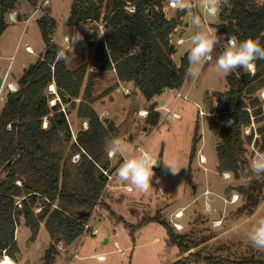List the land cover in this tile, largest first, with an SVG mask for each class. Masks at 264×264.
I'll return each instance as SVG.
<instances>
[{"label":"trees","instance_id":"1","mask_svg":"<svg viewBox=\"0 0 264 264\" xmlns=\"http://www.w3.org/2000/svg\"><path fill=\"white\" fill-rule=\"evenodd\" d=\"M27 1L31 5L37 3V0ZM13 2L3 0V14L14 8ZM219 9L218 28L224 37L259 38L264 46L263 2L229 0V5L221 4ZM3 14L0 36L7 28ZM183 16L184 12H179L167 17L163 0H74L68 18L70 25L101 21L104 27L94 50L93 64L99 66L98 73L88 71L87 64L69 70L65 61H57V49L50 39L56 22L47 15L37 20L46 44L45 53L24 70L16 82L17 90L7 93L0 111V251L6 250L13 257L17 249L15 230L21 216L32 238L37 236L42 223L49 233L51 243L45 253L46 264L58 254L60 242L71 245L83 236V225L102 195L99 209L105 206L109 193L104 192L108 178L102 170L116 171L114 157L109 158L105 151V142L119 136L117 126L109 119H102L94 107L99 98L94 96L99 73L113 72L118 81L132 85L144 95L149 103L145 116L148 126L144 130L151 133L161 119L153 100L158 98L159 103L165 90L180 89L186 81L187 52L179 65L173 59L177 51L173 38ZM226 81L228 90L218 111L231 123L218 128L221 142L217 147V170L232 173L235 179H247L238 190L252 210L257 206L264 178L245 175L244 170L250 164L246 146L253 142L254 134L245 135V130L262 120V104L255 95L264 88V60L255 61L254 74L237 69L226 76ZM52 84L67 102L56 100L51 104L55 94L48 88ZM74 113L78 120L88 123L87 129H76L75 137L70 120ZM256 132L262 136V142L255 139L254 146L264 151V126ZM195 152L194 141L191 157ZM75 155H79L77 161H73ZM157 164L160 172L161 161ZM17 181L22 185H17ZM188 182L191 183L190 169ZM26 195L23 209L14 218L16 199ZM44 199L49 203L45 204ZM37 205H43L39 214L33 211ZM118 221L130 228L132 236L149 223L161 224L167 232L168 247H176L182 254L190 251L184 236L176 234L161 213L144 216L137 225L124 219ZM198 259L208 264L224 263V259L202 258L190 252L170 264H192ZM228 263L264 264V255L254 261L244 257Z\"/></svg>","mask_w":264,"mask_h":264},{"label":"rangeland","instance_id":"2","mask_svg":"<svg viewBox=\"0 0 264 264\" xmlns=\"http://www.w3.org/2000/svg\"><path fill=\"white\" fill-rule=\"evenodd\" d=\"M13 1L14 8L3 14L8 28L5 35L3 33V36H0V75L6 76L0 92V111L7 93L11 91L8 83L17 88L13 82H17L23 75L26 69L24 66L28 67L35 63L45 53L46 44L37 24V20L44 15L56 22L50 39L57 51L66 44V33L79 31L83 36V40L75 45V50L69 52V60L65 62L67 68L75 70L87 64L88 71L99 72V66L93 62L95 46L101 37L98 33L104 32L101 21L70 25L68 18L74 0H37L36 5H31L27 0ZM258 1L264 3V0ZM165 3V13L171 18L173 16L167 9L171 6L166 0ZM190 3L196 7L192 12L184 11L186 25H180L178 28V36L182 35L185 41L175 44L178 46L173 56L176 65L180 64L181 58L187 52L195 31L192 24L193 13L196 12L201 17L202 30L213 36H224L218 28L221 24L220 9L213 16L203 7L202 0H190ZM88 38L93 45L89 44ZM27 47L33 50L32 56L17 64L15 59L27 55L25 52ZM12 64L13 68L8 70L9 72L5 71L7 70L5 68ZM92 66H97L98 71H91ZM99 75L94 92V96L99 95V98L94 107L98 112L104 108L114 112L113 122L119 133L117 138L127 147L125 156L134 155L137 151L135 148L139 145L151 154L154 164L161 161L164 169L162 160L167 159L180 170L175 175L168 170L169 176L167 174L162 181L156 182V178H161L157 164L153 167L155 175L152 178V186L143 193L135 190L125 191L122 188L125 183L114 178V188L108 190L105 206L99 209L93 222L99 233L96 236L83 235L71 245L63 243L61 248L57 247L58 254L50 260V264H169L190 252L202 258L224 259L223 264H229L228 261H240L244 257L254 261L264 255V252L249 244L245 235L255 220L264 215V182L260 194L258 193L257 206L250 210L246 198L238 190L246 184L247 179L245 177L235 179L232 173H220L217 170V147L221 142L218 128L228 123L225 115L222 116L218 111L222 107L223 95L228 90L226 76L218 74L213 66L205 65L199 79L192 80L186 77L181 90H165L160 96L159 103L158 98L153 100L161 112L160 124L148 133L144 130L148 126L146 117L141 116L139 112L146 111L149 105L144 95L132 85H129L130 94H125V88L117 92L115 89L120 87V83L114 78L113 72H103ZM109 92H112L111 96L104 98L103 103L100 102V99ZM178 92L187 98L177 97ZM54 96L51 101H60L58 93ZM255 96L259 97L262 104L260 115L262 120L252 123L245 130V135L254 133L253 142L246 146V155L250 162L256 156L264 154L259 146H254L255 139H259L260 144L262 142V136L256 130L264 126V88ZM161 100L165 103H160ZM165 107L171 108L181 117L173 119L171 115H167ZM75 116L74 113L70 118L73 133L79 127L85 129V121L81 122ZM194 141L196 152L191 157ZM202 156L205 157V162H201ZM121 160L123 157L114 156L115 170ZM189 169L191 183L188 182ZM224 174L229 176L225 177ZM159 186L166 190L165 197L161 196ZM233 195L239 196L235 203L229 202ZM178 208H184L182 209L185 213L184 221L187 224L180 232L175 230L172 223L176 220L173 214L179 210ZM157 213H161L171 224L176 234L184 236L185 243L190 246L189 252L182 254L176 247H168L167 232L161 224L149 223L132 236L130 228L125 227L123 221H118L124 219L131 225H137L144 216H154ZM19 221L15 230L17 249L14 250L13 257L7 253L16 264H46L45 253L50 246L51 238L44 224H41L37 236L32 238V232L25 225L23 216ZM114 242L118 243L124 254L117 251ZM76 248L79 250V257L73 259ZM2 255L3 251H0V258ZM99 255H103L105 260H98ZM192 264L208 263L204 259H198L193 260Z\"/></svg>","mask_w":264,"mask_h":264},{"label":"clouds","instance_id":"3","mask_svg":"<svg viewBox=\"0 0 264 264\" xmlns=\"http://www.w3.org/2000/svg\"><path fill=\"white\" fill-rule=\"evenodd\" d=\"M173 6L179 11L192 12L196 5L190 0H171ZM229 5V0H202L203 7L210 15L215 16L220 5ZM192 24L195 29L187 49V67L185 76L197 80L202 74L205 65L213 66L214 70L223 76H227L237 69H243L254 74L255 61L264 60V46L259 38L249 37L237 40L232 36H213L201 28V17L193 13ZM103 36L104 33H98ZM67 35V41L61 46L57 53V61L69 60V52L75 50V45L83 40L79 31ZM217 49H219L217 51ZM215 52V55H214ZM231 123V122H229ZM105 151L109 158L114 156L123 157L122 163L115 171V178L122 183L128 184L138 192H147L152 186V178L155 175L153 158L140 148L132 156H125L127 147L119 138L113 137L106 140ZM166 169L175 175L179 170L176 166L165 159L162 160ZM245 175L249 173L255 179L264 178V154L256 156L251 160L249 167L244 170ZM158 182V181H157ZM249 244L258 251L264 252V215L259 216L253 226L246 232Z\"/></svg>","mask_w":264,"mask_h":264},{"label":"built area","instance_id":"4","mask_svg":"<svg viewBox=\"0 0 264 264\" xmlns=\"http://www.w3.org/2000/svg\"><path fill=\"white\" fill-rule=\"evenodd\" d=\"M168 5L171 6L172 8H174L172 2H169ZM164 11H165V10H164ZM195 14H196V12H195ZM196 15H197V14H196ZM66 40H67V37H66ZM183 42H184L183 39H178V40H177V44H181V43H183ZM26 50H27V52H29V53H31V54L33 53V50H32L30 47H27ZM94 70H95V71H98L97 66H92V67H91V71H94ZM254 72H255V71H254ZM8 85H9L11 91H16V90H17V88H16L13 84H8ZM52 85H54V84H52ZM52 85H50L49 88H48L49 92L52 93V94H57V92H56V87L54 86V89H52V88H51ZM124 92H125V94H130V91H129L128 89H124ZM177 97L187 98V97L183 96L180 92H178ZM53 102H54V101H52L51 104H53ZM54 104H55V103H54ZM164 110H165V112L167 113V115H169V116L171 115V116L173 117V119H179V118L181 117L177 112H173V111L171 110V108H169V107H165ZM218 110H219V109H218ZM139 112H140L141 116H144V117H145V116L147 115V111H139ZM167 119H168V118H167ZM227 122H228V121H227ZM228 125H229V122L226 124V126H228ZM46 126H47V123L44 122V127H46ZM84 127H85V129L88 128V124H87V122L84 123ZM138 149H140V147H138L137 150H138ZM78 158H79V155H75V156L73 157V159H74L75 161H77ZM112 158H113V157H112ZM200 160H201V162H205V157L202 156ZM153 163H154V161H153ZM102 171H103V173H104V174L107 176V178H108V180H107V184H106V187H105V191H104V192H106V191L111 190L112 188H114V186H113V182H114V178H115V172H114V173H110L108 170H102ZM167 174H168V173H167V171H166L165 169H162V170H161V177H166ZM224 175H225V177L229 176V174H224ZM158 182H159V180H158ZM16 184L19 185V186L22 185V184H21V181H17ZM119 187H121V186H119ZM119 187H118V188H119ZM122 188H123L125 191H127V192H132V191H133V189L131 188V186L128 185V184H124V185L122 186ZM159 192H160L161 196H164V197H165V196L167 195L166 190H164V189H163L162 187H160V186H159ZM27 196H28V195H26V196H20V197H18V198L16 199L15 204H14V209H13V216H14V218L16 217L17 212H19V211H21V210L23 209V207H24V200L26 199ZM102 196H103V195H102ZM102 196L100 197L98 203L96 204V206H95V208H94V211H93L91 217L89 218L88 222H86V223L83 225V226H84V234H83V235L96 236V235L99 233L97 227L93 225V222L95 221V219H96V214H97V212L99 211L100 203H101V201H102ZM238 198H239L238 195H233L231 201H229V202H231V203H235V202H237ZM227 201H228V200H227ZM44 202H45V204H48V203H49V201H48L47 199H44ZM42 209H43V205H37V206L34 207L33 211H34L35 214H39V213H41ZM183 215H184V214H183V210H178L175 214H173V217H174L176 220H175V221H172V223H173V226H174L175 230H177V231H179V232L183 230V225H182L178 220L181 219V218L183 217ZM219 222H220V221H215V223H219ZM62 244H63V242H60V243L57 245V247L61 248V247H62ZM114 246H115V248L117 249L118 252H120L121 254H124V252L121 251V249H120V247H119V245H118L117 242H114ZM78 252H79V250L76 248V249L74 250L73 259H77V258L79 257ZM97 259L100 260V261H104V260H105V257H104L103 255H99V256H97ZM0 264H16V263L13 261V259H12V258L10 257V255L7 253V251H6V250H3V255H2L1 258H0Z\"/></svg>","mask_w":264,"mask_h":264},{"label":"crops","instance_id":"5","mask_svg":"<svg viewBox=\"0 0 264 264\" xmlns=\"http://www.w3.org/2000/svg\"><path fill=\"white\" fill-rule=\"evenodd\" d=\"M166 2L168 3V2H171V0H166ZM163 3L164 4H166L165 3V0H163ZM168 6V5H167ZM166 6V7H167ZM167 9L170 11V13L172 14V16L174 17V15H176L177 13H179V12H184V11H179V10H177L175 7L174 8H172V7H167ZM188 12V11H187ZM186 12V13H187ZM185 17V16H184ZM184 17H182L181 19H182V24L181 25H186L185 23H184ZM182 26V27H183ZM8 28V27H7ZM178 28H179V26H178ZM178 28L176 29V33H175V35H174V37H175V40H174V38H173V42L176 44V42H177V40L178 39H183V37H182V35L181 36H178ZM184 28V27H183ZM5 33H6V31H4V34L3 35H5ZM2 35V36H3ZM178 37V38H177ZM184 40V39H183ZM185 41V40H184ZM184 43V42H183ZM26 45H28V44H26ZM30 45V44H29ZM178 45V44H177ZM176 45V48L178 47ZM25 52H26V54L27 55H24V56H22V57H20V58H16L15 60H16V62H17V64H19V61H20V63H22V61L23 60H26V59H29L31 56H32V54H30V53H28L26 50H25ZM1 58H5V57H3V56H1ZM6 59V58H5ZM13 68V64L9 67V66H7L5 69H7V70H5V71H7V72H9L8 70H10V69H12ZM15 68V67H14ZM24 68H27V67H25L24 66ZM5 79H6V76H5ZM118 81V80H117ZM119 83H120V87H118V88H116V91L117 92H120V91H122V88H125V89H128L129 90V84H123V82H120V81H118ZM14 84H16V82H13ZM8 84H10V83H8ZM177 90H179V89H177ZM181 90V89H180ZM111 93L112 92H109V93H107V94H105L101 99H100V102H102L103 103V100H104V98H106V97H108V96H111ZM96 97H99V95H97ZM160 99H161V97H160ZM159 99V100H160ZM96 103V102H95ZM165 103V102H164ZM95 105V104H94ZM115 111H117V110H115ZM100 117L102 118V119H109V120H111V121H113V119H114V117H113V113L114 112H112V111H110V110H108V108H104L103 110H101L100 112ZM86 122V121H85ZM84 122V123H85ZM74 131V130H73ZM134 140V139H133ZM138 147H140L139 145H137L136 146V148H135V150H137V148ZM146 151V150H145ZM148 152V151H147ZM149 153V152H148ZM151 155V154H150ZM162 169H163V167H161ZM164 169L168 172V176H169V171H168V169H166L165 167H164ZM162 178H165V177H161V178H159V179H157L156 178V182L159 180V182L160 181H162ZM179 210H182V209H184V208H178ZM177 209V210H178ZM183 217L181 218V219H179V222L183 225V230L185 229V221H184V217H185V213H184V210H183ZM187 225V224H186ZM167 239V238H166ZM154 240H157V239H154ZM106 242H107V240H105ZM170 264V263H169Z\"/></svg>","mask_w":264,"mask_h":264},{"label":"water","instance_id":"6","mask_svg":"<svg viewBox=\"0 0 264 264\" xmlns=\"http://www.w3.org/2000/svg\"><path fill=\"white\" fill-rule=\"evenodd\" d=\"M2 3H3V0H0V19H1V17H2ZM4 81H5V77H4V75H0V92H1V90H2V87H3V85H4ZM58 99L60 100V101H62V102H67V98L62 94V93H58ZM164 101L163 100H161L160 101V103H163ZM55 103V102H54ZM53 103V104H54Z\"/></svg>","mask_w":264,"mask_h":264},{"label":"bare ground","instance_id":"7","mask_svg":"<svg viewBox=\"0 0 264 264\" xmlns=\"http://www.w3.org/2000/svg\"><path fill=\"white\" fill-rule=\"evenodd\" d=\"M51 88H52V89H54V85H52V87H51ZM54 102H55V101H54ZM54 102H53V103H54Z\"/></svg>","mask_w":264,"mask_h":264}]
</instances>
